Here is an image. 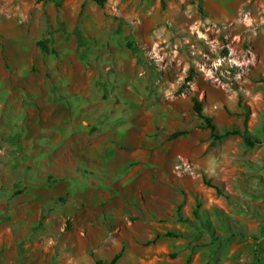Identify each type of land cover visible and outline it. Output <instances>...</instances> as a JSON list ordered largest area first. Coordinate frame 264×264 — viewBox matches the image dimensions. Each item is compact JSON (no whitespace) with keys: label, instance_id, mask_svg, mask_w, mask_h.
<instances>
[{"label":"rangeland","instance_id":"1","mask_svg":"<svg viewBox=\"0 0 264 264\" xmlns=\"http://www.w3.org/2000/svg\"><path fill=\"white\" fill-rule=\"evenodd\" d=\"M39 41L53 53L43 54ZM52 65L63 66L76 95L56 81L45 87L46 105L93 120L96 133L107 135L102 145L110 152L125 143L129 148L138 101L147 100L153 114L154 130L145 135L143 149H153L159 137L160 144L171 145L173 132L187 135L178 141L180 152L165 176L154 175L144 194L125 200L134 204L124 214L128 227L111 221L103 222L102 231H83L75 211L61 222L68 251L59 257L55 249L49 264H95V256L109 259L119 250L117 264H264V0H103L102 6L95 0H0V147L6 150L3 159L27 165L29 175L48 159L42 150L47 140L29 136L27 109L33 102L25 89H17L12 102L2 82L27 89L31 82L48 83ZM94 68L87 100L77 93ZM126 89L131 100L124 97ZM194 99L218 132L246 131L255 145L239 137L212 143L193 111ZM68 122L70 127L51 131L70 139L78 130ZM110 152L94 155L100 165L80 161L66 174L69 199L55 212L78 209L77 190L121 198L116 186L132 163L109 171ZM92 202L107 205L99 196ZM176 212L189 223H179ZM168 231L182 238L151 243ZM76 235L85 239L78 243Z\"/></svg>","mask_w":264,"mask_h":264},{"label":"crops","instance_id":"2","mask_svg":"<svg viewBox=\"0 0 264 264\" xmlns=\"http://www.w3.org/2000/svg\"><path fill=\"white\" fill-rule=\"evenodd\" d=\"M59 67L52 65V81L48 83L31 82L33 85L31 84L28 89L26 86L16 85L15 87L2 82L10 90L9 101H16L19 88L25 89L28 97H31L33 107L27 109L28 133L29 136L36 139L47 140L42 150L47 152L49 157L45 161L39 162L40 170L35 168V171L32 170L29 175L30 170L28 172L23 170L25 166L28 168L27 165L16 167L10 159H3L6 150L0 147L2 151L0 153L2 158L0 161V264H40L42 263L41 259L49 264L55 257V249L60 250L57 254L59 257L67 253L69 240L66 235L60 232L61 222L63 218L75 214V211H78V223H81L83 231H91V226H93V231H102L103 222L107 224L111 221L124 230L128 227V222L124 220L125 211L134 205L127 206L128 202L125 200L130 197L134 202L139 195L144 194L154 175L157 178H163L165 167H171L180 152L178 141L181 137L175 139L168 146L160 144L162 137H159L153 149L150 145L147 146L150 147L149 150L143 149L144 137L151 132L154 126L151 108L145 106L146 99V102H136L137 106L133 111L135 114L130 119L133 128L129 132V148L125 143L123 148L116 147L113 153L110 152L102 145L107 135L99 136V133H96L93 120H87L86 116L74 119V117L71 118L69 110L64 106H56L54 103L50 106L46 105L45 87L52 83L55 84L56 81H60L65 93L76 95L72 92L71 88L73 87L66 78L63 66ZM95 70L94 68V73H85L88 78L87 83L81 87L83 88L82 92L77 93L87 100L92 97L90 83L93 80L89 78L95 76ZM20 72L26 73L24 77L28 76L27 70H20ZM124 97L131 100L130 92L127 89ZM13 104L15 107L19 106L18 103ZM116 107H119V103ZM71 119L72 125L74 124L78 131L70 139H65L61 131H51V129L63 130L70 127L68 121ZM34 121L39 123L38 128L35 127ZM50 147L53 149L50 150ZM97 152L112 153V155L109 154L108 160L105 162V168L109 171L118 169L124 162L132 163L131 170L116 186L120 191L121 198L111 199L107 194L98 190L86 192L77 190V198L81 201L78 203V209L67 213L62 210L55 212V206H63L69 199L67 196L68 184L63 182V178L70 170L76 169L80 161L85 164L94 162L100 165V158L94 156ZM144 164L146 169L142 167ZM125 182H130L128 187L119 188ZM96 196L107 201V205L96 207L92 202ZM43 204L48 205L49 208L44 210ZM76 237L78 243L85 239L84 235H76ZM93 241L95 245L102 244L100 238L97 239L95 235ZM117 244L118 241L114 240L113 246H117ZM120 251L112 253L109 259L102 257L101 254L94 258L109 262Z\"/></svg>","mask_w":264,"mask_h":264},{"label":"trees","instance_id":"3","mask_svg":"<svg viewBox=\"0 0 264 264\" xmlns=\"http://www.w3.org/2000/svg\"><path fill=\"white\" fill-rule=\"evenodd\" d=\"M95 2L97 5L102 6L103 0H95ZM37 46L38 48H40L43 54L53 53L52 51L49 50V48L47 47L44 41H39L37 43ZM127 47L130 48L129 43L127 44ZM193 111L197 116V118L201 120L202 128L208 130L212 143L228 137H239L246 146L253 147L255 145L254 141L251 140L249 134L246 131L241 132L239 129L236 128V129H229L222 132H218L217 127L212 121V119L204 114L201 102H199L196 99L193 100ZM186 135H187L186 131H177L172 135H170V140H175L179 137ZM216 190L219 194H221L219 189L216 188ZM193 216L195 219L199 220V218L197 217V213L195 211L193 212ZM175 217L177 218V221L179 223H189V220L187 218H183L180 212H176ZM161 237L179 239L182 238V235L180 233H176L175 231H168L163 234L157 233L155 237L151 240V243H153L155 240L160 239ZM122 253L123 250H121L118 254H116L109 262H105L98 259H94V262L95 264H117L120 258L122 257Z\"/></svg>","mask_w":264,"mask_h":264}]
</instances>
